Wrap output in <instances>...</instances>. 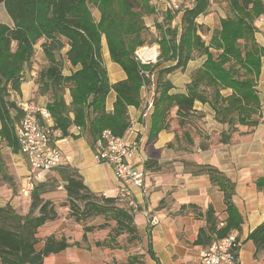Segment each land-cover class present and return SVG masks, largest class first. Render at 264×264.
Listing matches in <instances>:
<instances>
[{
  "label": "trees",
  "instance_id": "obj_1",
  "mask_svg": "<svg viewBox=\"0 0 264 264\" xmlns=\"http://www.w3.org/2000/svg\"><path fill=\"white\" fill-rule=\"evenodd\" d=\"M151 0H0V8L8 21H0V140L19 152L15 125L23 112L11 98L20 94L22 70L32 63L35 45L40 44L47 64L37 74V93L47 98L45 109L53 122L52 130L59 137L70 135L75 126L85 134L92 145L103 130L114 136H123L130 126L128 107L140 105V90L156 81L152 100L147 142H153L160 130L166 127V118L171 108L183 119L192 115L194 103L208 104L214 119L224 128L220 142L226 143L239 126L254 127L258 124L261 108L256 90L264 48L257 42L256 20L264 16V0H225L227 13L218 18L208 42L202 38L209 28L196 22L200 15L209 11V0H191L181 13L180 25L172 26L175 11H165L162 23L157 25L160 38L156 41L160 54L156 63H140L134 51L145 45L144 16L156 10ZM98 12V18L91 8ZM104 37L110 60L118 64L125 78L110 83L102 59L101 42ZM13 44L15 46H13ZM63 55L78 69L69 75L62 74ZM195 56L204 61L190 74L185 93H171L172 82L168 75L183 72ZM168 62L166 65L165 63ZM147 74V75H146ZM66 90L70 101L65 99ZM115 93L112 111L105 109L108 93ZM224 91L229 93L224 94ZM56 136L54 139H56ZM170 145V144H169ZM192 174H206L211 183L223 193L227 217L219 220L208 207L205 225L198 231L194 244L208 246L240 228L242 217L232 203L233 183L216 167L210 164H191ZM145 168L158 169L156 161L147 160ZM59 167V168H58ZM55 173L47 179L50 173ZM47 175V176H46ZM45 175V180L36 183L29 194L26 214H19L6 203L0 206V264H43L49 254L64 250L70 244L65 238L48 236L40 250L36 249L39 227L57 218L54 202L43 198L55 191L59 182L63 188L68 207V216L84 225L85 232L94 227L86 223L101 217L105 223H113L109 238L96 242L97 246L112 247L115 239L126 235L129 244L140 242L135 222V206L126 198L105 197L91 192L82 177L70 167H55ZM0 181L13 186L4 160L0 154ZM133 200V199H132ZM164 200L160 201V205ZM161 207V206H160ZM191 212L199 215L193 205H181L178 213ZM222 221V227L217 224ZM237 237V236H236ZM238 239V238H237ZM254 245V256L264 251V221L247 237ZM74 245L80 246L76 242ZM148 252L155 258L150 247ZM143 263L138 256H129L124 263Z\"/></svg>",
  "mask_w": 264,
  "mask_h": 264
},
{
  "label": "crops",
  "instance_id": "obj_2",
  "mask_svg": "<svg viewBox=\"0 0 264 264\" xmlns=\"http://www.w3.org/2000/svg\"><path fill=\"white\" fill-rule=\"evenodd\" d=\"M151 2L157 12H165L161 0ZM209 2L208 13L200 15L196 22L212 28L215 18H223L225 15L221 0ZM181 15V12H175L177 22H180ZM0 21H8L2 8ZM255 37L264 48V27H259ZM41 42L42 39L35 45L36 62L25 65L22 70L20 94L11 95L17 103L27 102L34 109L45 108L47 101L45 96L37 93L36 84L38 72L47 64ZM104 46L106 44L101 42L102 58L105 56L110 59L107 47L103 51ZM67 49L68 46L63 49V53ZM110 61L104 64L109 82L123 80L125 73L121 67ZM203 61L204 57L200 56L189 61L183 72L168 75L174 86L171 93H185L190 73ZM78 68L73 67L64 56L62 74L69 75ZM256 90L261 104L258 124L254 127L239 126L226 143L220 142V133L224 127L215 121L213 110L208 104L198 101L194 103V111L188 119L180 118L176 114V107L171 108L166 118V127L159 131L153 142L148 143L153 106L148 109L147 105L153 100L154 94L153 91L146 92L143 86L140 90V105L128 107L130 126L123 135L125 140L136 143L131 158L132 168L144 173L142 188L129 187L135 203L134 222L140 242L129 244L126 235H120L112 247L97 246L96 242L109 238L114 224L108 223V226L98 228L105 220L96 217L86 223L94 228L85 232L83 224L68 216V207L63 204L66 201L63 188L65 182L61 180L55 191L43 195L44 199L54 202L57 218L39 227L36 249L40 250L44 239L51 235L57 239L65 238L70 246L46 256L43 264H114L126 262L129 256H138L145 264H198L200 252L207 246L196 245L194 241L199 229L205 225V211L211 207L219 220L226 219L227 213L223 193L211 183L208 175L190 173L186 167L191 164H210L233 183L232 203L242 217L240 228L234 231L241 242L237 264H264V251L255 257L254 245L247 240L248 235L264 221V54ZM65 99L67 103L70 101L68 90ZM114 100L115 93L110 91L105 101L106 111H112ZM47 123L53 125L51 119ZM55 134V145L62 155L60 167L76 170L91 192L105 197H117L118 182L114 168L95 160L87 136L75 126L70 128L68 136L59 137L58 132ZM0 154L14 185L11 187L7 182L0 181V206L9 203L19 214L24 215L30 201L29 196L23 195L21 190L26 185L29 167L24 156L20 152L13 153L6 144L0 148ZM147 160L156 161L159 168L146 169L144 164ZM161 200H164L162 205ZM189 204L198 208L199 215L178 213L181 205ZM76 242L80 246L74 245ZM149 247L155 258L150 256Z\"/></svg>",
  "mask_w": 264,
  "mask_h": 264
},
{
  "label": "built area",
  "instance_id": "obj_3",
  "mask_svg": "<svg viewBox=\"0 0 264 264\" xmlns=\"http://www.w3.org/2000/svg\"><path fill=\"white\" fill-rule=\"evenodd\" d=\"M191 0H161L165 11L181 12ZM157 11V10H156ZM256 25L264 27V16L260 15ZM153 47L143 46L134 51L135 58L140 63L147 64L153 61H144L140 51ZM147 75V74H146ZM18 106L23 112L20 121L15 125V135L19 145V152L24 156L29 167L26 185L21 193L29 196L33 186L44 180L47 173L61 165V151L55 145V131L47 121L50 119L45 108L34 109L27 102H19ZM152 107V101L147 105ZM136 143L129 142L123 136H114L109 130H103L93 146L94 157L98 163H107L114 168L118 182V196L126 198L130 195L129 187L142 188L144 173L136 171L131 166V158L135 152ZM130 204L135 206L131 199ZM219 221L217 226L222 227ZM241 242L234 233L212 241L200 252L198 264H237V253Z\"/></svg>",
  "mask_w": 264,
  "mask_h": 264
},
{
  "label": "rangeland",
  "instance_id": "obj_4",
  "mask_svg": "<svg viewBox=\"0 0 264 264\" xmlns=\"http://www.w3.org/2000/svg\"><path fill=\"white\" fill-rule=\"evenodd\" d=\"M220 3H223V5H222V7H223V13H224V15H226V13H227L228 10H227V6H226L227 4H226L225 0H221ZM91 11H92V14L95 17V19L98 18V15L99 14H98L97 10L94 7L91 8ZM165 14H166L165 12L159 13V12L155 11L151 15L144 16V23L146 25V31L144 32V39H145V45L144 46H149V48L150 47H155L156 48V53H157L155 61L154 62H150V63H156L157 60H158V56L160 54L159 45L156 43V41L160 38V33H159L158 28H157V25L160 24V23H162L163 18L165 17L164 16ZM217 21H218V18H215V23H214L213 27L212 28H209L208 27L209 28V31L208 32L207 31H204L203 32L202 38L205 40V42H208L209 37L211 35V31L214 28V26L217 24ZM171 25L172 26H178L179 27L180 22H177V20L175 18H173ZM102 43L105 45L104 37L102 38ZM104 50H106V47L105 46L103 47V51ZM60 53L62 55V58L64 59L63 49L61 50ZM197 58H199V56H195L193 58V60H196ZM36 59H37V53L34 54L32 63L36 62ZM107 61H110V59H107L104 56L103 63L107 65ZM161 63H165L166 64L168 62H161ZM177 73H179V72L170 74L169 76L174 75V74H177ZM167 78H168V76H167ZM150 79H151V82L152 83H149V84L147 83L144 86L145 87V91L148 92V93H149V91H151V92L153 91V94H154V87H155L154 84H155V81H156L155 73H153V75L150 76ZM173 88H174V86H173ZM194 134H196V133H194ZM201 143H203V142L201 141ZM4 145H5V143L0 142V148L2 146H4ZM200 146H201V144H200ZM192 167H193L192 165H189L188 167H186V169H192ZM54 176H55V173H53V174L50 173L48 175L47 179L49 180V179L53 178ZM13 190L16 191L15 187L13 188ZM29 201H30V199H29Z\"/></svg>",
  "mask_w": 264,
  "mask_h": 264
},
{
  "label": "bare ground",
  "instance_id": "obj_5",
  "mask_svg": "<svg viewBox=\"0 0 264 264\" xmlns=\"http://www.w3.org/2000/svg\"><path fill=\"white\" fill-rule=\"evenodd\" d=\"M141 57L144 61H153L156 59V48L153 47L151 49H143L140 51Z\"/></svg>",
  "mask_w": 264,
  "mask_h": 264
}]
</instances>
